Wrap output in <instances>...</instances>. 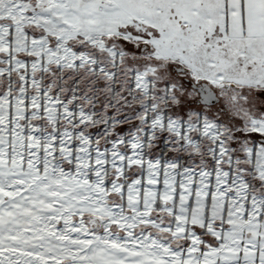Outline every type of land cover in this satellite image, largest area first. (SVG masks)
Segmentation results:
<instances>
[{"label": "snow or ice", "instance_id": "6c2138e0", "mask_svg": "<svg viewBox=\"0 0 264 264\" xmlns=\"http://www.w3.org/2000/svg\"><path fill=\"white\" fill-rule=\"evenodd\" d=\"M0 264H264V0H0Z\"/></svg>", "mask_w": 264, "mask_h": 264}]
</instances>
